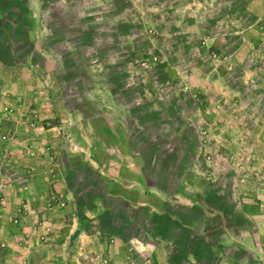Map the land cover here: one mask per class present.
I'll return each mask as SVG.
<instances>
[{
  "label": "rangeland",
  "instance_id": "rangeland-1",
  "mask_svg": "<svg viewBox=\"0 0 264 264\" xmlns=\"http://www.w3.org/2000/svg\"><path fill=\"white\" fill-rule=\"evenodd\" d=\"M0 5L28 21L5 34L34 53L1 59L17 72L0 82V224L24 228L21 264H264V88L244 62L264 46V0ZM70 29L78 56L64 50ZM118 160L152 177L123 192L141 200L62 218L74 180L90 169L106 178ZM33 179L40 215L27 231L30 206L13 199ZM178 179L181 191L168 185ZM5 248L17 264L1 238Z\"/></svg>",
  "mask_w": 264,
  "mask_h": 264
},
{
  "label": "crops",
  "instance_id": "crops-1",
  "mask_svg": "<svg viewBox=\"0 0 264 264\" xmlns=\"http://www.w3.org/2000/svg\"><path fill=\"white\" fill-rule=\"evenodd\" d=\"M61 5H59V3H57L56 5H53L54 7H50V9L52 10L51 12H54L55 9H58L57 6H60L59 9H62V7L64 8V5H62V3H60ZM15 8L16 10H18L17 7H15L14 5H0V61L1 59L4 58H20V56L29 58L31 57L34 53L32 51V48L29 46H27L26 44H19L18 42L16 43V41L13 42V34H5L6 32H12L13 30H15L16 32L20 30V27L23 25H27L28 21L22 18H18V19H14L11 17L6 18L4 12L5 11H9V9ZM5 19L8 20V23H6ZM50 21H52V18L50 19ZM4 24H8L6 27H4ZM75 26V25H74ZM73 26V27H74ZM77 26V25H76ZM72 27V28H73ZM71 28V29H72ZM71 29L69 32H67L66 34L68 35L66 40H65V47L64 50L65 51H70L73 50L76 52L77 56L81 54V48H80V43L78 42V40L72 36L71 33ZM28 34H30V31H26ZM26 40H28L29 42V36L26 35ZM9 38H11L12 40H9ZM94 42V41H93ZM258 42L255 43V46L257 47ZM259 46H261L259 44ZM249 48L247 49V51L245 52V59L244 62L247 65V67L251 66V72H252V77H253V89L256 88H261L264 87V85L260 84V85H256L255 86V79L257 78V76L259 74H262V71L264 70V50L260 49L258 51H254L253 53H249ZM45 57L47 58V61H51V64L55 65V67L58 68V62L57 60L54 58V56L51 54V50L50 49H45ZM24 53V55L22 54ZM252 59V60H249ZM46 61V62H47ZM47 62V64L49 65V63ZM10 64V62H8ZM14 65V64H13ZM15 66V65H14ZM23 69V68H22ZM11 71H16V69H14L13 67L9 68H4L3 67V61L0 62V82H4L5 79L3 78H7V72ZM9 73V74H10ZM45 74V72H43V75ZM108 118V120L111 122L112 119L110 116H106ZM12 122V121H11ZM2 125L5 126V128L7 127H11L12 123L7 122V121H1ZM128 127H126V134L129 133L130 131V127L129 125H127ZM128 147H125V150H127ZM130 149H128L129 151ZM131 151V150H130ZM122 161L118 160V162L112 166L111 171L109 170V172L106 174V178L103 177L101 174H97L95 170L90 169L92 174L90 175H85L83 177L80 178H76L75 181V185L77 186L78 189V195H76V206L73 207V204H69L67 206V208L61 213L62 218L64 217L66 220H69L70 218H72L73 216H76L78 219L81 216V213H84L82 216L84 217H93L96 216L95 215V211L96 209L98 210L99 207V203H104V202H108V203H113V207L115 206V201L117 200V197L120 198L119 200H121L124 205L127 206V201L130 200V194H125L123 192L129 190V187L132 182H134V186L136 190H141L143 189H147L148 184H147V179L148 178H152L149 177V172L146 171L147 169L145 168V166H141L140 165H136V164H132V163H127L124 161L123 163V168H122ZM2 162L0 163V168L2 169ZM124 171L121 174V171ZM177 182V183H176ZM176 182L173 183H169L168 185L173 186L175 189L180 190V186H181V181L178 179ZM151 185V184H150ZM116 188H118V192L116 191ZM40 189V185L37 183L36 180H31L28 181V192H22V194L20 195H16L14 196L15 199L13 200H17L18 197H21L23 199H25L28 204H29V208H30V213L28 214V226L27 231L30 230V225L36 221V218L40 215L39 213V201H38V197L40 196L39 192ZM173 193V189L171 190ZM171 193V192H168ZM144 195H150V194H146L144 193ZM183 195H187L186 198L187 199H193L194 201H196V197H197V193H195L193 190H187V194H183ZM132 202H137L140 201V197L139 198H135V199H131ZM198 200V199H197ZM193 201V202H194ZM41 204V203H40ZM11 212V211H10ZM107 214L108 211H107ZM8 215H6L7 217ZM96 219H99L98 217H95ZM6 220V219H5ZM64 223V222H63ZM77 228V227H76ZM79 230H77V235H80V232L82 231L81 227H78ZM24 228L22 229H14L11 228L9 229V226L4 224L1 226L0 224V239H4V241L6 243H8V245L10 247L13 248V250H17V254H15V258H17V264H21L20 260L24 259L23 258V245H21L20 239H21V235L23 233ZM66 229L65 231H63L64 233H67ZM76 231L75 227H73L71 229V232ZM81 236V235H80ZM1 244H4V242L1 240ZM5 246V244H4ZM0 259L1 257H3L0 261L3 260V263L0 262V264H16V262L14 261V258H12L13 255V251L9 250L8 248H5L4 250H0ZM19 252V253H18ZM29 254H31V250H29ZM33 257H35L34 255L31 254V261L33 259ZM43 257H41L42 259ZM33 264V263H32Z\"/></svg>",
  "mask_w": 264,
  "mask_h": 264
},
{
  "label": "trees",
  "instance_id": "trees-1",
  "mask_svg": "<svg viewBox=\"0 0 264 264\" xmlns=\"http://www.w3.org/2000/svg\"><path fill=\"white\" fill-rule=\"evenodd\" d=\"M253 51H258V50H260V49H263L264 50V46H254L253 47ZM216 50H218V49H216ZM219 51V50H218ZM218 51H217V53H218ZM215 55V54H214ZM264 66V65H263ZM260 84H262V85H264V70L262 71V74H259L258 76H257V78L255 79V85H260ZM264 88V87H263ZM261 92V91H260ZM259 92V93H260ZM259 93H258V95H259ZM261 94H262V92H261ZM260 96V95H259ZM264 97V96H263ZM263 100V99H262ZM263 102H264V100H263ZM209 171H211V169H209L208 168V173H209Z\"/></svg>",
  "mask_w": 264,
  "mask_h": 264
}]
</instances>
